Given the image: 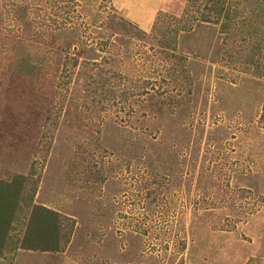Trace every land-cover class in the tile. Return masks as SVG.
<instances>
[{
    "label": "rangeland",
    "instance_id": "374dc122",
    "mask_svg": "<svg viewBox=\"0 0 264 264\" xmlns=\"http://www.w3.org/2000/svg\"><path fill=\"white\" fill-rule=\"evenodd\" d=\"M8 2L26 6L21 20ZM202 2L0 0V178L24 175L30 186L0 264H244L258 252L264 75L243 72L224 63L220 51L212 53L205 44L210 25L195 21ZM110 10L145 31L160 10L175 18L178 38L198 34L194 52L177 50L186 53L180 61L187 76L179 80L186 87L161 80L170 70L148 45L133 40L126 50L120 71L146 80L149 92L160 90L170 100L191 91L190 119L181 124L164 116L154 157L145 152L155 132L124 130L135 102L116 99L101 111L107 122L91 137L73 129L59 107L58 82L68 78L69 63L61 64L62 37L50 39L48 28L65 31L73 23L82 40L101 46L99 19ZM38 18L43 25H34L37 32L19 25ZM111 119L120 127L107 129ZM32 204L58 212V250L19 247Z\"/></svg>",
    "mask_w": 264,
    "mask_h": 264
},
{
    "label": "trees",
    "instance_id": "16d2710c",
    "mask_svg": "<svg viewBox=\"0 0 264 264\" xmlns=\"http://www.w3.org/2000/svg\"><path fill=\"white\" fill-rule=\"evenodd\" d=\"M7 4L15 9L17 21L26 14L24 10L26 6L13 5L9 2ZM174 19L157 10L149 30L145 31L116 10H110L99 19V28L103 30L99 41L101 46L87 44L82 40L73 23L72 26H67L65 31L60 28L58 31L48 28L47 35L50 39L62 37L58 46V50L64 53L61 64L69 63L68 78L63 80L62 85L58 82L62 95L59 107L63 106L66 120L75 123L73 129L81 130L82 135L91 137L92 129L100 130L98 125L107 122L102 120L101 111L111 109L116 99L128 102L130 100L131 103L135 102V107L130 106V117L125 118L127 121L124 120L127 123L124 130L130 132L142 128L148 133L155 132L152 134L156 136L145 153L151 157L160 153L158 146L164 116L168 114L172 120H177L181 124L185 123V119L189 120V111L192 110L191 91L185 88L181 93L186 95L180 98L175 96V93L172 94V99L168 100L164 97V92L160 90L149 92L146 90V80L140 82L139 78L132 74L122 73L120 67L125 60L129 43L138 40L152 49L153 56L156 55L167 63L170 78L166 80L160 77L161 80L167 85L169 82H176L177 87H182L179 80L187 75L184 72L185 65L180 60L182 57L185 58L186 53L179 54L177 50L185 48L187 52H190L189 49L194 52L198 34L190 32L186 33V38L185 34L178 38L180 28L173 24ZM195 21L201 27H205V24L210 25L211 33L205 44L213 46L214 54L215 51H220L224 55V63L255 77L264 75V0H203ZM24 22L19 25L33 33L37 32L33 29L34 25L37 30L43 25L40 18L35 20L34 24L30 21ZM189 38L192 41L186 44L184 41ZM106 47H110L108 51ZM199 51H203L202 46ZM192 79L188 80L191 84L194 82V78ZM141 94L145 95L137 99L136 97ZM129 95L133 97L129 98ZM163 103L166 108L163 107ZM261 116L264 118V113ZM108 122L107 129L120 127L112 119ZM26 178L24 175H15L9 180L0 178V253L10 238L9 231L16 212L20 209V202L30 200L27 198L30 186H27ZM255 191L264 217V175ZM59 230L58 212L39 204H32L31 215L19 240V247L58 250L61 247ZM65 233L68 235V232ZM244 264H264V223L259 236L258 252L250 255Z\"/></svg>",
    "mask_w": 264,
    "mask_h": 264
},
{
    "label": "crops",
    "instance_id": "0c3cea01",
    "mask_svg": "<svg viewBox=\"0 0 264 264\" xmlns=\"http://www.w3.org/2000/svg\"><path fill=\"white\" fill-rule=\"evenodd\" d=\"M152 23V22H151ZM141 28V27H140ZM149 28H150V26H149ZM142 29V28H141ZM144 30V29H143Z\"/></svg>",
    "mask_w": 264,
    "mask_h": 264
}]
</instances>
